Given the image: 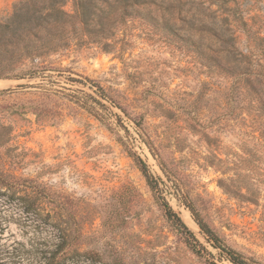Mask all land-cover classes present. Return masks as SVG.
<instances>
[{"label": "rangeland", "instance_id": "obj_1", "mask_svg": "<svg viewBox=\"0 0 264 264\" xmlns=\"http://www.w3.org/2000/svg\"><path fill=\"white\" fill-rule=\"evenodd\" d=\"M18 1L0 0V17ZM159 8L189 41L135 21L109 50L72 45L28 62L35 75L0 77V173L32 197L0 190V264H41L58 228L79 246L65 264H233L190 204L264 264V0Z\"/></svg>", "mask_w": 264, "mask_h": 264}, {"label": "trees", "instance_id": "obj_2", "mask_svg": "<svg viewBox=\"0 0 264 264\" xmlns=\"http://www.w3.org/2000/svg\"><path fill=\"white\" fill-rule=\"evenodd\" d=\"M174 1L19 0L15 3L12 14L0 17V77L23 78L26 75H35L37 69H24L28 62L34 65L40 64L42 58L72 45H97L109 50L116 45L118 37L125 35L129 25L135 21L145 25L152 33L170 32L175 39L187 42L190 37L181 33L180 25L173 18L161 15L162 11L159 7L164 4L172 5ZM1 129L0 143L3 144L10 137V131L8 132L9 127L6 125ZM138 163L148 185L157 192L158 183L149 173L147 165L140 159ZM4 186L7 189L16 186L19 191L24 192L21 198L32 199L28 186L20 189L18 184L15 185L6 178L5 173H0V190ZM161 206L168 220L178 230L192 237L194 241L187 239L188 244L197 251L199 241L181 216L167 201H162ZM189 207L202 233L214 247L220 250L222 257L233 264H263L244 256L228 245L200 216L193 205L190 204ZM76 231L78 233L73 232V237L81 236V229L78 228ZM67 236L65 229L58 228L55 235L58 241L56 247L44 251L41 264H65V253L68 250L79 252L78 243L68 241Z\"/></svg>", "mask_w": 264, "mask_h": 264}, {"label": "bare ground", "instance_id": "obj_3", "mask_svg": "<svg viewBox=\"0 0 264 264\" xmlns=\"http://www.w3.org/2000/svg\"><path fill=\"white\" fill-rule=\"evenodd\" d=\"M6 85V82L4 81V80H0V87H3V86H5ZM186 215H187V220H189V221H191L192 223H194L195 224V226L196 227H198L197 226V224L194 222V220L192 219V217L190 216V213H189V211H187L186 210Z\"/></svg>", "mask_w": 264, "mask_h": 264}]
</instances>
